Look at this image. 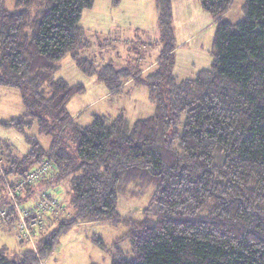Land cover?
Masks as SVG:
<instances>
[{
  "label": "trees",
  "instance_id": "trees-1",
  "mask_svg": "<svg viewBox=\"0 0 264 264\" xmlns=\"http://www.w3.org/2000/svg\"><path fill=\"white\" fill-rule=\"evenodd\" d=\"M95 1L17 0L16 12H9L0 0V87L22 91L27 108L25 117L0 125L24 132L36 122L41 135L53 138L47 150L28 137L32 149L23 158L0 145L8 154L2 170L18 178L52 159L57 172L43 186H68L64 203L70 209L16 260L1 248L0 264H44L60 236L95 222L127 229L113 244L112 264H264V0H247L238 24L224 20L235 0H199L216 24L213 64L186 80L171 73L173 0H155L170 46L146 78L154 115L131 126L123 115H96L82 126L67 107L84 87L53 79L63 59L77 60L111 93L122 89L121 76L144 72L110 65L99 72L79 59L88 46L80 22ZM138 174L154 193L141 218L122 217L119 187ZM91 239L108 249L101 237ZM126 239L134 260L118 248Z\"/></svg>",
  "mask_w": 264,
  "mask_h": 264
},
{
  "label": "rangeland",
  "instance_id": "rangeland-1",
  "mask_svg": "<svg viewBox=\"0 0 264 264\" xmlns=\"http://www.w3.org/2000/svg\"><path fill=\"white\" fill-rule=\"evenodd\" d=\"M16 1L4 0L5 9L16 12ZM246 2L247 0H235L224 20L233 24L244 21ZM172 10L175 50L171 60V73L179 80L195 78L200 71L212 67L216 24H211L212 17L201 8L199 0H173ZM80 26L86 30L88 46L79 51V59L90 61L99 72L108 65L113 66L115 71L140 69L144 72L130 78L121 76L119 82L122 89L111 93L97 75L84 73L77 60L67 56L59 63L53 79L63 80L70 86L84 87V92L74 96L67 107L76 123L87 126L96 115H123L131 126L138 120L154 115L155 107L149 99L146 78L157 69L155 64H158L160 57L170 46L165 42L160 28L155 0H123L117 7L113 6V0H96L93 8L84 12ZM48 93L47 89L46 94ZM23 94L17 89L0 87V121H11L27 115ZM26 120L32 121L30 116ZM28 137H35L47 150L53 141L52 137L40 134L36 122L32 127H25L24 132L0 125V145L9 146L15 157L23 158L32 149V145L27 142ZM7 155L0 150V168L5 169L7 159L4 157ZM1 175L0 249L6 247L8 258L16 260L21 245L16 240L14 222L3 219L1 212L7 210L10 203L8 188L2 183L10 182L9 178L13 182L17 177L6 176L3 171ZM63 187L68 190V186ZM60 190L64 198L65 190ZM153 193L154 186L139 174L130 181L123 180L119 187V215L141 218L140 211L150 203ZM64 199L67 202V197ZM22 204L25 206L23 201ZM66 213L67 216L70 213L68 207ZM126 233L124 226L111 222L76 225L69 233L60 236L45 264H112L116 251L113 244ZM95 235L105 241L108 247L106 251L94 244L91 238ZM118 248L128 260L136 258L130 252L129 240L121 241Z\"/></svg>",
  "mask_w": 264,
  "mask_h": 264
},
{
  "label": "built area",
  "instance_id": "built-area-1",
  "mask_svg": "<svg viewBox=\"0 0 264 264\" xmlns=\"http://www.w3.org/2000/svg\"><path fill=\"white\" fill-rule=\"evenodd\" d=\"M0 171H3L2 168ZM56 172L54 161L46 159L25 176L4 183L8 188L10 203L7 205L8 209L1 212V216L14 222L17 241L22 246L35 249L38 239L48 230L50 221L58 219L67 211L60 187L45 191L33 206H22L19 200L27 187H36L53 177Z\"/></svg>",
  "mask_w": 264,
  "mask_h": 264
},
{
  "label": "crops",
  "instance_id": "crops-1",
  "mask_svg": "<svg viewBox=\"0 0 264 264\" xmlns=\"http://www.w3.org/2000/svg\"><path fill=\"white\" fill-rule=\"evenodd\" d=\"M213 20V19H212ZM212 22V21H211ZM211 24H215V21L213 20V22L211 23ZM155 66H156V64H155ZM151 67V66H150ZM46 182V181H45ZM44 182V183H45ZM50 187H48V186H43V183L42 184H39V185H37L36 187H33L32 188V192H30V195L29 194H27V193H24V198L25 199H23L22 201L25 203V205H28V204H32V203H35V202H37L40 198H41V196H42V194L45 192V191H47V189H49ZM53 188V187H52ZM60 188H61V186H60ZM27 195H29V196H27ZM25 196H27V197H25ZM15 234H16V232H15ZM16 240H17V237H16ZM19 244V243H18ZM25 248H28V247H24V246H21V250L18 252V253H20L22 250H24ZM44 264H45V262H44Z\"/></svg>",
  "mask_w": 264,
  "mask_h": 264
}]
</instances>
